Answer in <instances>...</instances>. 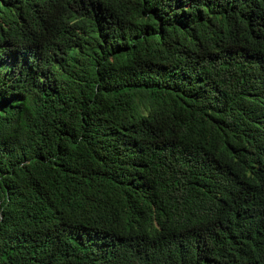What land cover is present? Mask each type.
<instances>
[{"label":"trees","instance_id":"16d2710c","mask_svg":"<svg viewBox=\"0 0 264 264\" xmlns=\"http://www.w3.org/2000/svg\"><path fill=\"white\" fill-rule=\"evenodd\" d=\"M260 63L264 0H0V264H264Z\"/></svg>","mask_w":264,"mask_h":264},{"label":"clouds","instance_id":"9594fccd","mask_svg":"<svg viewBox=\"0 0 264 264\" xmlns=\"http://www.w3.org/2000/svg\"><path fill=\"white\" fill-rule=\"evenodd\" d=\"M60 10L59 3H45L42 5V8L37 12V16L41 19L51 22L54 17L56 11ZM258 67L252 69V71H262V75L264 76V66H261L262 63L256 64ZM252 73L251 75H254ZM257 74L255 77L246 82L245 88H250L251 90H262L264 93V78H261V82H259L257 78ZM260 76V77H261ZM193 255L195 257L194 261L199 262V264H221L223 259L220 257L218 250L215 248L214 243H207V242H197L193 243Z\"/></svg>","mask_w":264,"mask_h":264}]
</instances>
